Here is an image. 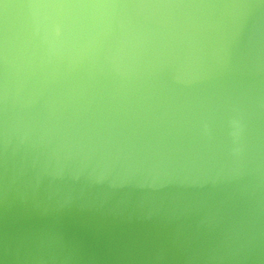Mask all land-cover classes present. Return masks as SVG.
Returning <instances> with one entry per match:
<instances>
[{"label":"water","instance_id":"1","mask_svg":"<svg viewBox=\"0 0 264 264\" xmlns=\"http://www.w3.org/2000/svg\"><path fill=\"white\" fill-rule=\"evenodd\" d=\"M0 264H264V0H0Z\"/></svg>","mask_w":264,"mask_h":264}]
</instances>
